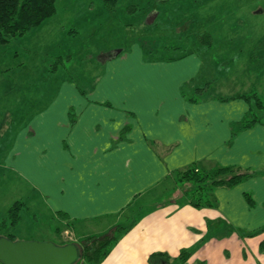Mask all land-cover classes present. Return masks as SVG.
<instances>
[{
	"label": "crops",
	"instance_id": "0c3cea01",
	"mask_svg": "<svg viewBox=\"0 0 264 264\" xmlns=\"http://www.w3.org/2000/svg\"><path fill=\"white\" fill-rule=\"evenodd\" d=\"M138 45L106 54L90 88L62 81L58 110L15 96L13 111L35 115L8 169L57 223L49 240L59 246L125 228L100 264H149L154 253L166 264H264V123L250 96L238 86L214 92L196 52L210 45L158 57ZM219 167L252 174L201 195L181 182L191 168Z\"/></svg>",
	"mask_w": 264,
	"mask_h": 264
},
{
	"label": "rangeland",
	"instance_id": "374dc122",
	"mask_svg": "<svg viewBox=\"0 0 264 264\" xmlns=\"http://www.w3.org/2000/svg\"><path fill=\"white\" fill-rule=\"evenodd\" d=\"M106 5L105 0H56L54 16L32 31L39 35L0 41V222L15 201L26 204L19 223L1 226L0 234L11 233L16 241L61 243L49 240L57 223L8 169L16 166V144L35 115L13 111L15 96L16 103L35 106L34 111L49 103L58 110L67 89L62 81L92 87L108 53L122 54L139 44L155 57L180 56L209 38L207 53L199 46L196 52L204 58L212 89L238 86L252 96V117L264 123V110L255 104L256 97L264 106V0H119L113 11ZM39 37L43 44H28ZM181 182L194 190L187 177Z\"/></svg>",
	"mask_w": 264,
	"mask_h": 264
},
{
	"label": "trees",
	"instance_id": "16d2710c",
	"mask_svg": "<svg viewBox=\"0 0 264 264\" xmlns=\"http://www.w3.org/2000/svg\"><path fill=\"white\" fill-rule=\"evenodd\" d=\"M107 9L113 11L119 0H105ZM56 0H0V41L5 43L7 40L21 37L32 29L41 25L44 21L55 14ZM207 38L203 46L210 45ZM251 100L250 97H243ZM255 104L264 110L263 103L255 97ZM259 120L254 119L243 123L242 127H249ZM252 173L231 167H219L210 173H200L194 168L180 173L181 181L187 177L194 185V193L201 195L206 190H212L217 187H232ZM198 206V204H195ZM24 204L21 201H15L7 211V220L0 222V227L9 225L15 227L20 220V211ZM125 231L121 225L114 226L112 229L99 236H92L81 240L78 243H72L78 251V258L73 264H100L110 249L114 246L119 236ZM11 241H16L13 234H0ZM189 257V252L183 250L177 259L185 261ZM168 256L160 253H154L149 256V264H166ZM1 264V263H0Z\"/></svg>",
	"mask_w": 264,
	"mask_h": 264
},
{
	"label": "water",
	"instance_id": "95a60500",
	"mask_svg": "<svg viewBox=\"0 0 264 264\" xmlns=\"http://www.w3.org/2000/svg\"><path fill=\"white\" fill-rule=\"evenodd\" d=\"M77 258L78 251L72 243L57 246L51 242L11 241L0 237L1 264H73Z\"/></svg>",
	"mask_w": 264,
	"mask_h": 264
}]
</instances>
